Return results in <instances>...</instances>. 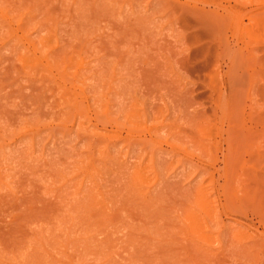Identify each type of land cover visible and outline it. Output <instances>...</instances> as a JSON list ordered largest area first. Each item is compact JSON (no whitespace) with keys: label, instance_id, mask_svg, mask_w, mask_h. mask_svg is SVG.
Masks as SVG:
<instances>
[{"label":"rangeland","instance_id":"rangeland-1","mask_svg":"<svg viewBox=\"0 0 264 264\" xmlns=\"http://www.w3.org/2000/svg\"><path fill=\"white\" fill-rule=\"evenodd\" d=\"M0 264H264V0H0Z\"/></svg>","mask_w":264,"mask_h":264},{"label":"bare ground","instance_id":"bare-ground-1","mask_svg":"<svg viewBox=\"0 0 264 264\" xmlns=\"http://www.w3.org/2000/svg\"><path fill=\"white\" fill-rule=\"evenodd\" d=\"M226 107V106H225ZM225 107H223V108H225ZM239 109V108H238ZM222 112V111H221ZM236 118V117H235ZM261 118V117H260ZM263 118V117H262ZM262 118H261V120H262ZM241 136V135H240ZM242 138V137H241ZM229 141V140H228ZM226 157L224 158V161L226 162Z\"/></svg>","mask_w":264,"mask_h":264}]
</instances>
